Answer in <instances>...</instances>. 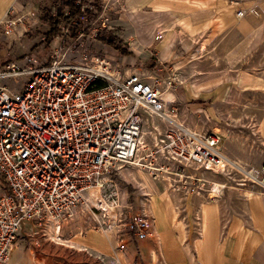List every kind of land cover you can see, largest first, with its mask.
<instances>
[{
	"label": "built area",
	"instance_id": "obj_1",
	"mask_svg": "<svg viewBox=\"0 0 264 264\" xmlns=\"http://www.w3.org/2000/svg\"><path fill=\"white\" fill-rule=\"evenodd\" d=\"M18 12L11 7L1 28ZM236 14L243 18L246 10L238 6ZM67 51L73 48L61 45L49 63L27 53L0 66V80H14L11 86L0 82V264L8 263L26 222L53 223L60 230L86 193L106 189L110 173L125 164L160 171L158 164L165 162L181 177L186 167L215 170L237 187L264 192V160L239 164L225 152L218 131L168 120L152 142L145 138L146 126L165 111L151 76L137 68L129 73L92 51L82 62L68 60ZM225 187L214 183L211 190L218 197ZM114 204V221L95 225L117 234L127 230L138 239L151 236L147 215L125 213L118 200Z\"/></svg>",
	"mask_w": 264,
	"mask_h": 264
},
{
	"label": "rangeland",
	"instance_id": "obj_2",
	"mask_svg": "<svg viewBox=\"0 0 264 264\" xmlns=\"http://www.w3.org/2000/svg\"><path fill=\"white\" fill-rule=\"evenodd\" d=\"M125 2V0H85L83 9L88 8L92 11L91 15L88 14L83 18L87 32L82 34V30H79L78 36L74 37L71 30L67 31L65 28L57 38L48 41L46 33L50 30L52 17L58 15L62 2L60 0L18 1L15 6L19 12L15 17H11L10 21L9 18L6 19L7 22L3 25L5 28L0 26V66L14 60L21 61L27 53L37 55L43 64L49 63L54 50L64 45L73 48V52L66 53L68 60L82 62L83 54L92 51L96 56L106 57L114 65L120 64L129 73L138 67L136 71L151 76L153 83L163 92L164 99L167 100L165 111L171 121L201 131H218L223 137L225 152L245 167L251 159L254 163L261 162L263 149L260 148L261 144L258 141L257 124L264 109V86L251 90L236 82L247 73L260 75L264 80V65L261 64V60L250 64L243 60L238 66H220L219 62L223 60L220 55L226 51L203 44L201 35H195L198 29L213 24L214 20V22L205 21L201 27L192 30L185 26L178 13L147 11L142 8L132 13L127 9ZM63 9L67 11L66 8ZM176 23L183 27V31L175 26ZM169 31L172 33L168 43L169 52L164 54L160 46L167 39ZM257 31L227 54V60L231 65L242 60L249 52L251 44L259 37L260 28ZM111 38H116L117 44L122 47L127 46L132 53L122 55L119 50L106 42ZM248 42L251 43L245 50ZM218 67L227 70L226 81L219 78L207 83L208 92L203 95L201 90L205 84L201 85L194 80L199 75ZM0 82L11 86L14 80L6 78ZM18 83L20 87L23 86L22 79H19ZM189 87L193 90L191 94L188 92ZM186 89L187 98L181 99ZM191 95L199 96L189 99ZM154 121L155 123L150 122L145 129V138L149 142H152L159 132H163L169 122L163 121L160 115L155 116ZM153 124L157 126L156 129ZM158 166L161 167L160 171L128 164L114 170L110 173V177H107L111 181L106 189H101L102 197L93 201L86 198L85 202L80 203L72 218L65 223V228L78 227L83 230L86 227H101L98 222L95 225L97 220L100 223L104 219L114 221L119 211L114 204L115 200L122 205L125 213L130 210L132 214H145L148 217L155 190L167 191L168 197L170 198L171 195L176 198V202H181L182 197H187L189 194L211 199L216 198L214 195H217L211 190L214 183L227 182L225 174L215 170L186 167L185 176L181 177L174 173L176 171L174 165L160 162ZM140 170H144L153 180L155 189L152 190V187L143 183ZM227 185L235 187V184L230 182H227ZM101 200L108 203L111 208L103 206ZM124 205L132 208L125 206V209ZM52 226L55 232V226Z\"/></svg>",
	"mask_w": 264,
	"mask_h": 264
},
{
	"label": "crops",
	"instance_id": "obj_3",
	"mask_svg": "<svg viewBox=\"0 0 264 264\" xmlns=\"http://www.w3.org/2000/svg\"><path fill=\"white\" fill-rule=\"evenodd\" d=\"M18 1L0 0V19L11 7L16 9ZM125 1L128 10L142 8L147 11H158L152 2L160 1L164 4L160 9L162 13H178L185 26L192 30L205 21L214 20L213 24L198 29L195 35H201L203 44L226 51L220 55L223 59L220 66H238L243 60L249 64L261 60L264 65V0H149L142 5L140 0ZM190 3H200L202 7L197 10V17L204 21L199 20L197 26L192 20L196 10L188 9ZM238 6L246 10L241 19L236 14ZM207 11L212 13L206 15ZM175 26L183 31L180 24ZM258 28L261 30L259 37L253 41L249 52L231 65L227 54L258 32ZM171 34L169 31L160 48L171 39ZM226 73L227 70L218 67L194 81L205 84L201 92L206 95L209 86L206 84L219 78L226 81ZM236 82L251 90L264 86L262 77L252 73ZM186 92L187 89L181 99L187 98ZM188 92L193 93L191 87ZM198 96L191 95L189 99ZM257 134L264 160V109ZM198 196L189 194L176 202L170 195L171 203H164L165 217L160 223L150 206L148 218L152 234L146 239H138L127 230L117 234L93 225L82 230L65 228L64 224L60 230L54 227L55 233L50 223L26 222L7 264H264V192L227 185L216 198Z\"/></svg>",
	"mask_w": 264,
	"mask_h": 264
},
{
	"label": "trees",
	"instance_id": "obj_4",
	"mask_svg": "<svg viewBox=\"0 0 264 264\" xmlns=\"http://www.w3.org/2000/svg\"><path fill=\"white\" fill-rule=\"evenodd\" d=\"M85 0H60L62 7L58 9V15L51 20L50 30L46 33V40L52 41L57 38L63 29L68 28L71 30V33L74 37L78 36V31L86 33L87 29L84 27L85 22L83 18L88 14L91 15L92 11L86 8L83 11V4ZM63 8H66L67 11H64ZM116 38H111L106 42L115 47L120 51L122 55H129L132 52L129 51L128 47H122L116 43Z\"/></svg>",
	"mask_w": 264,
	"mask_h": 264
},
{
	"label": "bare ground",
	"instance_id": "obj_5",
	"mask_svg": "<svg viewBox=\"0 0 264 264\" xmlns=\"http://www.w3.org/2000/svg\"><path fill=\"white\" fill-rule=\"evenodd\" d=\"M149 0H140L139 2H140V4L142 5L143 3H146V2H148ZM18 3V2H17ZM152 4L157 8V10L158 11H156V12H160V9H163L164 8V4H161V2L160 1H154V2H152ZM199 4L200 3H190L189 4V10H196V11H194L193 12V18H192V20H193V24H194V26H197V24H198V21L199 20H203V19H199V17H197V15H198V13H197V10L199 9V8H202L201 6H199ZM130 12H132V13H136L137 12V10L135 9V8H133V9H131V11ZM212 12L211 11H207L206 12V15H210ZM188 14V13H187ZM238 19H241V18H238ZM207 20V19H206ZM204 21V20H203ZM169 41L170 40H168L167 41V43L164 45V47H163V49L162 50H164L163 52H164V54H168V52H169ZM171 47V46H170ZM162 52V53H163ZM173 55V54H172ZM166 56V55H165ZM164 58H167V57H164ZM170 59V58H169ZM168 91V90H167ZM166 91V92H167ZM162 97H163V99H164V94H163V92H162ZM164 101H167L166 99H164ZM163 119H165V120H170L171 121V118H170V116L167 114V111H164V113L162 114V115H160ZM172 121H174V120H172ZM176 122V121H175ZM218 128V127H217ZM216 128V129H217ZM220 129V128H219ZM145 136H146V132H145ZM139 174H140V177L142 178V180H143V183H145V184H147L148 186H150V187H152V190H153V188H154V183H153V180L149 177V175L144 171V170H140V172H139ZM155 189V188H154ZM156 192L155 193H153V196H152V198H151V207H152V209H153V211L156 213V215H157V217H158V223H160L159 222V220H162V219H164V217H165V206H164V203H167V204H170L171 203V200H170V198L168 197V192L167 191H165V192H161V191H159L158 192V190H155ZM216 194V193H215ZM252 195V194H251ZM214 196H216V195H214ZM102 196H101V189H100V186H97V187H94V188H91L88 192H87V194H86V198L88 199V200H91V201H93L94 199L95 200H97V199H99V198H101ZM101 201H103V206H105L106 208H111L110 207V205L108 204V203H106L104 200H101ZM97 203V202H96ZM95 203V204H96ZM100 203V202H99ZM102 206V205H101ZM82 209V208H81ZM50 224H52V225H54L55 226V230H58V227L55 225V224H53V223H50ZM57 238V237H56ZM60 239V238H59ZM60 241V240H59Z\"/></svg>",
	"mask_w": 264,
	"mask_h": 264
}]
</instances>
